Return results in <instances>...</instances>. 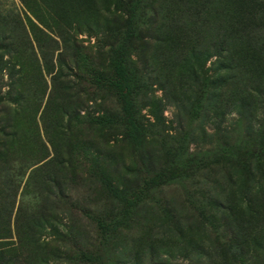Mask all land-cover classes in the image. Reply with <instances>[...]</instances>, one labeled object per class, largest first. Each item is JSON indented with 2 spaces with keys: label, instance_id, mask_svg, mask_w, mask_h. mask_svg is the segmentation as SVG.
I'll return each instance as SVG.
<instances>
[{
  "label": "rangeland",
  "instance_id": "1",
  "mask_svg": "<svg viewBox=\"0 0 264 264\" xmlns=\"http://www.w3.org/2000/svg\"><path fill=\"white\" fill-rule=\"evenodd\" d=\"M248 4L0 0V264H235L228 244L264 264V49L244 54L261 94L213 80ZM203 178L231 179L232 230L203 214Z\"/></svg>",
  "mask_w": 264,
  "mask_h": 264
},
{
  "label": "trees",
  "instance_id": "2",
  "mask_svg": "<svg viewBox=\"0 0 264 264\" xmlns=\"http://www.w3.org/2000/svg\"><path fill=\"white\" fill-rule=\"evenodd\" d=\"M251 2L252 5L248 4L249 6L245 17H240L238 14V10H236V13H232L233 16L231 15L230 17H223L221 24H224L226 22V19L231 18L227 22V26H224V28L228 32L230 44H228V35L226 33L215 35L219 39L218 47L220 48V53L217 56L221 59H225L224 54H230L231 57L229 65L221 63L218 64L217 67L218 70L229 72L226 80L224 78H219V75L213 76V80L217 81V83L219 84L218 85L217 83H214L216 85V92L214 93L215 98L222 99L224 96H226L227 93L231 89H233L231 85L232 82H235L238 85L241 84L240 86L242 88V92L240 91V95L241 98L244 99V101L245 99L249 98V96L253 93L261 94L260 82H254L252 75L247 72L246 66L244 64L245 53H252L264 49V0H251ZM152 33V39L156 42H159L160 40L158 39V37H156L155 30H152ZM230 71L233 73V75L230 74ZM214 77H218L219 79L216 80L214 79ZM209 80L210 79H207L206 81ZM194 87L197 91L199 87V82L195 81ZM201 89H199L198 92H200ZM130 95L131 93L128 92L127 97H130ZM241 106L245 108L244 105ZM158 122L159 121L156 119L155 124H158ZM177 124V129L174 130L173 133L169 132L170 136H173V139L175 137H179L183 132H185V129L183 128V125L180 123L179 120ZM262 133H264V125L263 128H260L258 130L259 135H262ZM221 138L222 135L220 133V130H218L216 132L215 139L217 142L219 141L220 144L222 143ZM222 146L224 145L221 144L220 148ZM208 153H210V151ZM219 155L220 156L218 157H214V155L208 157V161H205L207 162V164L204 166L206 170L214 173L213 168L216 165L220 164L219 160H221L223 157L232 158V156H234V153H231V151H229L220 153ZM200 167L204 169V167ZM176 170L182 169L178 168L177 166H173L172 168H170V172H174ZM221 172L225 173L224 170L220 171V173ZM203 180L208 184L203 194L204 202L202 203V205L204 209H201L203 214L209 216L211 221L219 222L223 228L227 229V231L232 230L231 228L233 223L237 222L234 217V213L238 212L240 208L237 204H235L232 189L229 186L231 185V179L228 178V187L226 188L222 185H219V179L217 180V182L215 181V178H206V180L203 178ZM248 201L252 203L251 196L249 197ZM165 207V215L168 216L171 220L175 221L177 225H179L178 215L170 209V205L168 203ZM254 214L256 215V213ZM4 232H6L5 229ZM177 235L179 237H182L183 231L179 230V232H177ZM7 239L8 238H0V244H2V247L8 246ZM229 239L230 238H227L226 240ZM199 249L201 250V248ZM225 249L227 254H238L240 260L237 261L235 264H238L239 262L240 264H246L250 261L249 251L245 248L244 244H237L235 248L232 244H228ZM0 255L3 257L4 253L1 252ZM224 256L225 255H223V257Z\"/></svg>",
  "mask_w": 264,
  "mask_h": 264
}]
</instances>
